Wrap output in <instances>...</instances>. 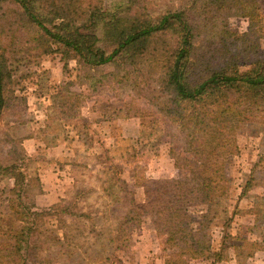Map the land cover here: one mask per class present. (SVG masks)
<instances>
[{"label": "rangeland", "instance_id": "rangeland-1", "mask_svg": "<svg viewBox=\"0 0 264 264\" xmlns=\"http://www.w3.org/2000/svg\"><path fill=\"white\" fill-rule=\"evenodd\" d=\"M127 1L129 7L126 0L53 2L55 7L64 6L62 12H70L76 25L93 8L119 12L118 17L125 20L154 22L166 12L193 6V0ZM248 1L257 13H250L253 21L232 10L221 23L206 15L212 11L208 1L199 0L200 7L190 14L196 34L188 60L191 86L214 68L225 67V58L231 55L226 50L245 56L247 63L239 67L241 73L264 61V0ZM230 7L235 6L227 4ZM0 14V50L11 74L8 107L0 120V164L10 163L14 158L10 152L19 154L20 146L28 158V176H37L42 190V194L24 195V201L33 197L37 211L52 208L34 240L40 249L37 264H76L68 255L58 259L55 248L47 246L50 240L46 236L65 233L64 248L68 244L73 249V243L79 241L92 257L98 256L104 247L101 232L113 231L117 218L126 213L122 187L139 204L144 198L142 181L184 175L172 148L181 160L188 154L181 152L183 134L179 135L171 119L177 113L188 116L193 107L175 105L162 76L172 61L178 35L155 36L112 64L90 68L44 37L17 5L5 2ZM97 35L98 46L109 52L111 41L103 40L99 31ZM259 110L235 132L237 151L225 164L230 188L211 208L213 216L208 217L204 231L211 250L221 252L220 259L183 262L184 257L166 243V236L157 233L150 218L143 216L128 225L124 248L106 242L105 264H264V102ZM12 186L13 179L0 177L1 214L9 212L4 200ZM201 209L189 210L195 223L200 221ZM238 244H242L240 257L234 250ZM174 253L176 257H170Z\"/></svg>", "mask_w": 264, "mask_h": 264}, {"label": "trees", "instance_id": "trees-1", "mask_svg": "<svg viewBox=\"0 0 264 264\" xmlns=\"http://www.w3.org/2000/svg\"><path fill=\"white\" fill-rule=\"evenodd\" d=\"M53 1L0 0V11L5 2L17 5L44 37L77 56L82 65L90 68L112 64L128 51L144 47L155 36L166 33L178 35L172 61L162 75L163 84L173 93L177 101L175 105L191 106L193 112L188 116L177 113L171 119L177 125L179 135L183 134L181 152L188 154L181 160L175 148L174 151L172 148L176 165L184 168L183 177L142 181L140 187L144 198L139 204L134 203L130 192L122 187L126 213L117 218L113 231L101 232L99 240L104 247L98 256L92 257L88 249L81 247L79 241L75 240L73 249L67 244L69 249L66 250L64 244L68 238L65 233L60 237L56 232L46 236L50 240L47 246L55 248L58 259L68 255L76 264H93L94 261L105 264L108 262L105 256L106 242L116 244L118 249L124 248V242L129 239L128 225L147 216L156 232L166 236V243L184 257L183 262L212 257L218 261L221 252L211 250L210 244L204 239V231L209 222L208 217L213 216L211 208L224 199L230 188L225 164L237 151L235 132L238 126L260 111L259 104L264 102V61L254 63L252 71L241 73L239 67L247 63L245 56L241 52L226 50L231 55L225 58V67L214 68L204 79L191 86L187 82L188 60L196 34L190 14L200 7L199 0H193L194 7L166 12L154 22L143 18L125 20L118 17L119 12H102L93 8L81 25L74 24L70 12H62L64 6L59 4L55 7ZM207 1L212 11H207L206 15H210L215 22H225L232 10L248 16L252 21L250 13L257 15L251 6L252 2L248 0ZM229 3L235 7L227 8ZM248 3V6H243ZM125 4L129 7L127 0ZM98 31L103 40L111 41L112 49L109 52L98 46ZM202 61L211 65L207 57H203ZM10 79L11 74L7 71L0 50V120L8 107L7 84ZM173 145L176 146L175 143ZM19 152H10L14 155L10 163L0 164V177L13 179V186L4 200L9 212H0V264H37L40 249L35 246L36 233L43 219L52 215V208L37 211L33 197L29 202L24 201V195L30 197L32 194H42V190L37 176L29 178L28 158H25L20 146ZM194 207L202 208L197 223L189 213L190 208ZM68 215L87 217L82 214ZM241 247L242 244L234 246L238 257ZM170 257L175 258L176 253Z\"/></svg>", "mask_w": 264, "mask_h": 264}, {"label": "crops", "instance_id": "crops-1", "mask_svg": "<svg viewBox=\"0 0 264 264\" xmlns=\"http://www.w3.org/2000/svg\"><path fill=\"white\" fill-rule=\"evenodd\" d=\"M55 174H56V173H55ZM38 198H39V197H38ZM38 198H37V199H38Z\"/></svg>", "mask_w": 264, "mask_h": 264}]
</instances>
